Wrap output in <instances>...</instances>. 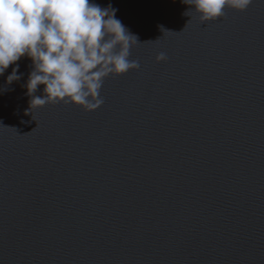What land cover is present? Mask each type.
<instances>
[{"label": "water", "instance_id": "obj_1", "mask_svg": "<svg viewBox=\"0 0 264 264\" xmlns=\"http://www.w3.org/2000/svg\"><path fill=\"white\" fill-rule=\"evenodd\" d=\"M93 2L140 66L94 110L32 115L30 61L0 76V264H264V0L205 23L182 0Z\"/></svg>", "mask_w": 264, "mask_h": 264}, {"label": "clouds", "instance_id": "obj_2", "mask_svg": "<svg viewBox=\"0 0 264 264\" xmlns=\"http://www.w3.org/2000/svg\"><path fill=\"white\" fill-rule=\"evenodd\" d=\"M182 3L189 6L184 15L195 13L205 23L222 17L226 9L245 11L252 0ZM116 11L93 0H0V76L14 65L5 83L19 81L24 74L17 62L30 61L23 85L29 98L26 115L57 103L94 110L103 104L107 78L139 68L130 59L137 37L116 18ZM165 59L163 52L155 57L157 62Z\"/></svg>", "mask_w": 264, "mask_h": 264}]
</instances>
